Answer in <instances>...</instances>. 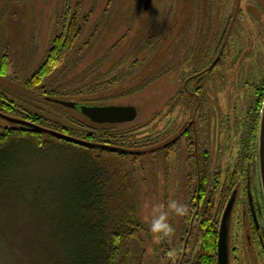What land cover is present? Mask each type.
<instances>
[{
  "label": "rangeland",
  "instance_id": "374dc122",
  "mask_svg": "<svg viewBox=\"0 0 264 264\" xmlns=\"http://www.w3.org/2000/svg\"><path fill=\"white\" fill-rule=\"evenodd\" d=\"M145 3L146 0H0V69L4 66L2 59H7L6 74L0 73V101L18 106L16 114H4L20 118L22 112L39 113L51 125L82 129L87 119L81 112L54 106L26 85L45 61L64 22L78 13V39L66 53L62 66L43 86L60 92L56 100L88 106L136 107L138 118L133 123L120 124L112 132L137 131L140 139L148 138L154 128V134L163 132L171 108L176 109L174 115L184 111V121L177 119L180 132L193 113L191 97L183 94L184 101L178 102L185 76L203 58L204 44H212L230 24L222 73L214 74L205 84L210 96L207 108L212 111L220 106L221 110L219 155L225 173L241 148L240 132L229 127L228 120L244 116L243 104L254 96L256 88L245 81L252 82L251 76H256L248 72L251 58L247 47L259 34L257 52L264 53V0H153L147 10ZM257 27L262 34L261 30L256 34ZM231 70L235 77H230ZM112 81L115 84L111 85ZM200 87L192 85L189 90ZM13 127L17 126L0 117V131ZM133 140L137 144L128 149L136 154L126 155L125 162L136 194L137 217L144 229V264H169L170 248L176 249L184 237L179 232L183 217H170L175 230L171 239L154 240L148 225L155 206L175 199L172 192L180 197L175 187L183 182L182 161L159 149L165 141L146 143L141 148L144 140ZM56 143L48 157L21 160L19 175L0 190V264H53L49 252L62 230L47 222L46 213L54 211L65 195H71L68 182L80 160L77 154H81L79 147ZM64 202L67 204L68 198ZM55 212L58 209L52 214ZM185 221L190 224V214ZM199 247L200 243L196 248L189 247L188 257L197 255Z\"/></svg>",
  "mask_w": 264,
  "mask_h": 264
},
{
  "label": "trees",
  "instance_id": "16d2710c",
  "mask_svg": "<svg viewBox=\"0 0 264 264\" xmlns=\"http://www.w3.org/2000/svg\"><path fill=\"white\" fill-rule=\"evenodd\" d=\"M76 14L64 22L62 31L53 41L45 61L26 83L29 88L38 91L45 101L60 108L65 107L47 100L48 97L55 99L60 92L48 90L47 87L43 86V83L62 66L66 53L74 47L78 39L80 15ZM2 61L4 66L1 67L0 73L5 75L7 59L4 57ZM197 70L198 68H195L193 72L188 74L191 75ZM110 84L115 83L112 81ZM183 90L182 88L181 93ZM183 101L182 98H179L178 102L182 104ZM262 102L263 98L260 100V108ZM17 108L18 106L10 101L4 100L0 103L2 114L14 115ZM20 114V118H13L72 137L76 136L78 139L92 144L108 145L126 151L85 147L17 124H14L17 127L0 131V190L4 189L11 178L19 175L17 173L22 170L23 166L20 163L21 160L27 158L32 161L50 156V148L56 145V142L63 143L64 147L74 146L81 150V154H77L80 160L74 167L70 177L72 179L68 182V184L70 183L71 195H65L60 205H55L54 211L58 209V212H55L56 215L52 214L54 211L48 210L46 213L47 222L55 223L62 230L57 235L59 239L56 241V245L54 248L52 246V251L49 252L53 264H144L146 258L142 237L144 229L137 217L136 194L125 162L126 155L136 154L134 153L136 151L128 148L137 144L133 138L138 142L144 140L142 145L138 144L141 148L146 143L157 142L160 144V142L165 141L159 149L166 155L170 153L171 149L177 154V151L182 150L183 141H185L189 156H204L201 162L202 168H204L208 161L206 155H209L207 135L204 138L201 135L198 138L192 137L193 132L198 133L196 125L187 132L188 134H184L183 130L179 132L178 125L181 123L177 120L172 123L174 124L173 130H170L171 122H167L163 132L154 134V128L148 138L140 139L142 137L137 135V131L136 133L112 132V129L120 126V124H95L85 117L87 121L80 123L82 129L75 130L60 124L51 125L39 113L34 115L22 112ZM179 116L181 118L182 114ZM239 117L236 125L229 124L228 120V126H234L235 132H240L239 143L241 145L250 138V142L254 141L253 146H256L257 129L254 135L250 137L251 134L244 131V124L239 120ZM256 118H258V114ZM208 131L207 129L206 133ZM173 134H176L175 142L168 144V140ZM204 144L205 146H203ZM67 198L68 202L65 204L64 200ZM57 217L59 220L56 219ZM204 231L207 236L206 244L204 247L202 245V250L197 257L188 261V264H218V236L217 234L210 236L209 227H205Z\"/></svg>",
  "mask_w": 264,
  "mask_h": 264
},
{
  "label": "flooded vegetation",
  "instance_id": "af4514ba",
  "mask_svg": "<svg viewBox=\"0 0 264 264\" xmlns=\"http://www.w3.org/2000/svg\"><path fill=\"white\" fill-rule=\"evenodd\" d=\"M259 26L258 22H255ZM230 27V24H228ZM235 23H233V26ZM229 27L225 26L224 30L218 37L213 39L212 44H204L206 48L202 59L197 63V72L187 74L183 82V92L178 95L183 99V94L191 97L194 101L193 113L186 127L183 124L184 134H188L189 130L196 125L198 133H192V137L208 138L210 146L207 150L209 155H206L208 161L202 168V158L200 156H189L187 143L183 141L181 151L177 154L171 149L168 155L177 156L182 161V176L183 182L176 184L175 190L179 191L178 198L175 192H172V197L183 202L189 209L191 216L190 224L185 223V216L182 218L180 230L182 236L180 243L176 249L171 248V257L169 264H188V261L194 260L197 255L188 257L187 251L189 247L196 248L197 243H200L199 249L202 250L206 244V233L204 228L209 227L210 236L217 234L218 236V256H219V239L222 224L225 219V213L231 204V209L228 212V257L229 264H264V195L261 184L259 162H258V140L256 146L254 141L247 140L244 144H240L239 156L235 158L234 163L228 167L224 173L221 168L220 150H221V110L220 106L212 111L207 108L206 100L210 97L206 86L214 74H221V66H223V54L228 48L227 35H229ZM259 27L256 28V34ZM264 36V32L262 34ZM260 34L249 43L248 57L251 58V65L248 72H255L256 76L253 81L246 80L248 85L255 84L253 90L254 96L243 104L245 108L244 116H240V121L244 124V131L248 132L250 137L254 135L256 129L259 136L260 115L264 102V53L258 54ZM264 44V37H262ZM212 52V55L205 52ZM256 57L258 60L256 61ZM249 58V59H250ZM235 64V63H234ZM227 75L228 73L225 72ZM230 77H235V72L231 70ZM220 76V75H219ZM243 80V78H241ZM245 84V83H244ZM192 85H200L196 91H190ZM248 88V86H246ZM263 95V97H262ZM218 97H215L217 100ZM263 98L260 108V100ZM173 102V101H172ZM170 127L178 118L175 108H171ZM259 111V112H258ZM184 113V111H183ZM179 119L184 121V114ZM258 114V118H256ZM237 117L229 119V124H237ZM209 130L206 133V130ZM176 134L170 137L168 144L175 142ZM178 137V136H177ZM241 139V138H240ZM205 146V144L203 145ZM254 147V149H253ZM180 152V154H179ZM197 152V146H196ZM218 153V155H216ZM191 161V162H190ZM226 179L223 180L224 176ZM188 214V216H189ZM185 221V222H184ZM199 250L198 253L201 251ZM217 261L219 264V257ZM259 262V263H258Z\"/></svg>",
  "mask_w": 264,
  "mask_h": 264
},
{
  "label": "water",
  "instance_id": "95a60500",
  "mask_svg": "<svg viewBox=\"0 0 264 264\" xmlns=\"http://www.w3.org/2000/svg\"><path fill=\"white\" fill-rule=\"evenodd\" d=\"M153 0H146L145 9H149ZM47 100L53 101L56 104H59L65 108L78 110L81 112L89 121L95 124H125V123H133L138 118V111L134 106H94V105H79L73 102H67L62 100H56L53 98H47ZM0 117L4 118L10 123L23 125L30 127L32 129L42 131L49 135H54L58 138L66 140L68 142L78 144L85 147H94L100 149H109L112 151H125L123 149H118L115 147H111L108 145L101 144H92L87 141L63 134L61 132H56L50 129H46L27 121L13 118L7 115H4L0 112ZM126 152V151H125ZM258 162H259V170L261 177V184L264 195V102L260 115V127H259V136H258ZM231 209V204L229 205L226 213L225 219L221 227L220 231V239H219V264H229L228 257V221L227 216L228 212Z\"/></svg>",
  "mask_w": 264,
  "mask_h": 264
},
{
  "label": "clouds",
  "instance_id": "9594fccd",
  "mask_svg": "<svg viewBox=\"0 0 264 264\" xmlns=\"http://www.w3.org/2000/svg\"><path fill=\"white\" fill-rule=\"evenodd\" d=\"M188 214L187 205L176 199H169L166 204L155 206L152 209V218L148 225V231L156 241L171 239L175 230L170 223V217H184Z\"/></svg>",
  "mask_w": 264,
  "mask_h": 264
}]
</instances>
